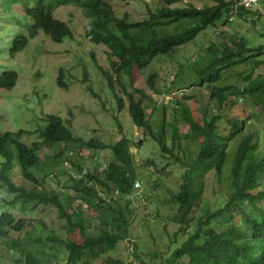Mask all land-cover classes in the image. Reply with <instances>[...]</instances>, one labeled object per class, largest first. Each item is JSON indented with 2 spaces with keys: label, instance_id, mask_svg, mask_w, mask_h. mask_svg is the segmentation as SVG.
<instances>
[{
  "label": "trees",
  "instance_id": "1",
  "mask_svg": "<svg viewBox=\"0 0 264 264\" xmlns=\"http://www.w3.org/2000/svg\"><path fill=\"white\" fill-rule=\"evenodd\" d=\"M212 1L214 5L198 8L192 4L172 7L180 0H163L161 6L148 9V18L135 23L128 15L119 17L107 0H0L1 16H9L21 28L19 33L6 28V33H12V58L24 51L40 32L56 43L72 38V29L57 19L55 11L63 6L79 8L88 20L86 39L107 48L111 70H101L118 108L123 110L128 101L134 125L144 132V137L137 142L125 135L110 143L96 138L85 140L76 136L61 116L53 114L47 115L45 125L37 130L38 141L31 146L21 140L26 134L24 130L0 132V193L4 194L0 195V212L2 207L5 209L0 214V237L6 238L10 231L24 230L25 221H17L12 213L18 205L23 210L30 209L31 203L34 208L51 205L67 222L69 233L79 232L83 239L81 243L72 239L64 242L69 252L67 264L88 263L115 251L121 242L130 238L131 217L136 209L133 205L135 184L138 179H147L137 171L132 148H140L145 138L150 137L164 154L172 155L186 167L180 189L170 191L171 203L177 207L170 220L180 226L173 238L175 242L184 236L186 239L161 264H264V186L261 185L264 180V29L258 34V45L251 48L246 36L227 39L220 35V40L211 41L203 49L195 64H189L192 87L206 86L210 93L211 105L200 109L202 116L198 119L186 102L191 97L183 100L184 94L171 92L180 86L179 82L173 81L166 91L159 90L156 82L159 75L153 73L148 78L149 88L158 95H172V107L165 105L164 112L170 108L174 113V120L164 118L155 130L145 104V101L153 102V98L142 89L129 91L125 81V77L132 79L135 70L144 71L156 59L173 55L207 28H217L219 23L231 24L233 10L237 15L253 19V24L263 17L259 10L240 4L241 0ZM15 9L20 12L18 17ZM241 68L244 70L235 81L225 84ZM185 74L179 75L181 80L186 79ZM59 79L61 85H67L62 73ZM17 82L15 71L0 72V90L13 89ZM240 101L259 106L261 113L247 118L227 116V128L222 130L224 112ZM185 125L188 129L184 133L180 128ZM238 139L239 145L235 148L232 143ZM184 140L198 143V153L191 163H185L175 153L177 149L186 152ZM58 146L69 153L74 151V155L66 158L74 173L67 170L71 183L63 189L64 198L48 191L36 176V172L44 169L54 171L52 163L48 164L50 167L44 164L40 152ZM91 150L110 152L111 157L103 168H85V151ZM92 160L98 159L92 156ZM150 165L158 171L154 161ZM211 173L221 180L225 178L226 197L219 195L214 186L211 193L215 195H209L206 182ZM75 200L81 204L73 207ZM205 201L209 202L205 213L192 217L195 208ZM84 206L100 213L95 234L88 232L92 220L85 219ZM192 220L195 223L191 229ZM6 244L14 251L20 249L17 239L7 240ZM142 254L135 244L134 261L130 264H149ZM152 256L161 258L158 254ZM20 261L49 264L31 252L21 254ZM104 262L126 264L112 258Z\"/></svg>",
  "mask_w": 264,
  "mask_h": 264
},
{
  "label": "rangeland",
  "instance_id": "2",
  "mask_svg": "<svg viewBox=\"0 0 264 264\" xmlns=\"http://www.w3.org/2000/svg\"><path fill=\"white\" fill-rule=\"evenodd\" d=\"M107 1L119 17L128 15L130 21L135 23L148 18L149 8L155 9L163 4V0ZM189 4L204 8L214 5V2L212 0H180L172 7H186ZM253 9L259 10L263 15L256 24H253V19L249 20L236 14L230 22L231 24L224 26L219 23L217 28L216 26L209 27L200 33L196 40L179 48L173 55L156 59L144 71L135 70L131 80L125 77L129 91L134 88L142 89L153 98V102L145 101V104L155 130L158 129V125L164 118L174 120V113L170 109L172 95L155 94L149 88V76L153 73L159 75L156 82L159 90L163 91H166L173 81H178L180 86L171 92L178 94L182 92L179 96L184 94L183 100L186 97H191L189 103L188 100L186 101L187 105L189 107L191 105L194 116L197 119L200 118L202 116L200 109L211 105L210 93L206 86L192 87V80H190L192 74L189 72L188 66L190 63L195 64V59L197 61L200 59L203 49L211 41L220 40L221 37H218L220 35L227 39L236 35L246 36L251 41L250 48L258 45L260 40L258 34L264 29V0H261ZM14 13L18 17L20 12L15 9ZM1 15L0 11V72L15 71L18 74V82L13 89L0 90L1 133L24 130L26 134L22 136L21 140L31 146L38 141L37 130L45 125L47 115L53 114L61 116L71 127L73 133L85 140L96 138L110 143L120 140L122 135H125L137 142L144 137L143 129L136 127L130 117L128 101L123 110L118 108L114 94L102 71L111 70L107 48L86 39L85 31L88 20L79 8L63 6L55 11L57 19L68 24L72 29V38H67L62 43H56L50 36L40 32L36 38L29 41L27 48L14 58L10 55V41L12 33H19L21 28L14 21L12 22L9 16L3 18ZM6 28H11L12 33H6ZM219 29H221L220 33L217 32ZM23 32L26 30L24 29ZM243 70V68L235 70L233 76L225 80V84L234 82L238 73ZM61 73L66 86L59 82ZM183 73H186V79L181 80L179 75ZM117 90H121V87L117 86ZM123 98L127 99L126 96ZM165 105H169L170 108L164 112ZM224 113L225 119L220 124L222 130L227 128V116L247 118L260 114L261 109L247 101H240L236 107L228 109ZM187 129V125L181 126L180 131L185 133ZM239 140L232 143L233 147H238ZM183 143L187 149L186 152L183 149H177L175 153L185 163H191L198 153V143L187 140H184ZM169 145L171 146V142ZM68 151L62 150L60 146L41 150L40 157L44 164L49 166L48 164L52 163L54 171H51L50 168L36 172L37 178L46 189L55 192L61 198L66 195L63 189L71 183L68 171L74 173L66 164L68 161L66 158L69 156ZM85 152L87 157L84 165L89 170L97 167L103 168L102 166L111 157L108 150ZM132 152L135 155L137 171L146 175L147 179H138L137 181L141 187L134 193L136 197L133 205L136 209L131 217L130 238L121 242L115 251L98 260H89L88 263L82 264H108L104 262L108 258L115 261L122 260L126 264H130L131 261H134L135 244H137V249L144 254H142L143 259L149 264L150 262L151 264H161L186 239L184 236L180 240L174 241V234L180 226L170 220L173 213L177 212V207L171 203L170 191L176 192L180 189L186 171L185 164L170 154H164L157 142L150 137L145 138L144 144L140 148L133 147ZM92 156L98 160L93 161ZM151 161L156 163L158 171L153 170L150 165ZM209 177H211L210 180L206 182L209 195H215L211 193L214 186L219 195L226 197L225 178L221 180V177H217L214 173H211ZM261 185L264 186V180ZM29 187L32 185L29 184ZM71 194L74 197L76 195L73 192ZM0 195L4 194L0 193ZM79 204H81L79 200L73 201V207ZM31 206L30 209L23 210L22 206L18 205L13 211L11 210L16 216V220L23 219L26 225L21 232L10 231L6 238L0 237V264H23L20 261V256L29 252L35 254L44 263L67 264L69 252L66 250L64 242L72 239L81 243L83 241L81 235L79 232L69 233L67 222L59 217L55 207L41 204L34 208L33 203ZM208 206L209 202L207 201L198 205L192 217L197 218L203 215ZM83 208L87 211L84 214L85 219L92 220V226L88 232L97 233L100 213L87 206ZM4 210L2 207L0 214ZM194 223L195 221L192 220L191 229ZM10 239H17L20 242L18 251L8 248L6 241ZM153 254L161 255V258H155L152 256Z\"/></svg>",
  "mask_w": 264,
  "mask_h": 264
},
{
  "label": "built area",
  "instance_id": "3",
  "mask_svg": "<svg viewBox=\"0 0 264 264\" xmlns=\"http://www.w3.org/2000/svg\"><path fill=\"white\" fill-rule=\"evenodd\" d=\"M260 0H242L240 4L244 5L246 8H249V9H252L254 8L255 6H257L259 4ZM236 15V12L233 10L231 11L230 13V22H232V19L233 17H235ZM221 29L218 30V32L220 31ZM178 94V93H177ZM179 94H182V92H179ZM171 96V95H170ZM85 152L82 151L81 152V155H83ZM74 155V151H71L69 153V156H72ZM67 165L69 164V161H67L66 163ZM141 187V184L140 183H136V189H139Z\"/></svg>",
  "mask_w": 264,
  "mask_h": 264
}]
</instances>
